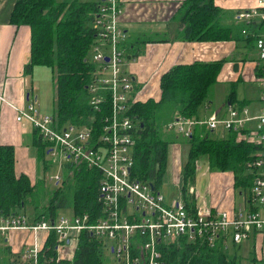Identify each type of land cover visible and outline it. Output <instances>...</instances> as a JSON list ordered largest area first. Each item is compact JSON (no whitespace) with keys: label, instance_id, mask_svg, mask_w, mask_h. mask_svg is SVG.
<instances>
[{"label":"built area","instance_id":"2783aa9c","mask_svg":"<svg viewBox=\"0 0 264 264\" xmlns=\"http://www.w3.org/2000/svg\"><path fill=\"white\" fill-rule=\"evenodd\" d=\"M120 12V0H100L90 23L94 36L88 61L92 69L85 90L94 112L102 114L107 110L100 119V132L96 134L91 125L61 127L54 112L41 115L33 102L22 108L10 106L15 122L28 124L48 144L45 156L54 157L57 153L66 160L61 167L85 166L101 173L97 198L101 214L93 224H88V215L58 214L53 220L35 224L19 214L0 216V246L11 249L16 264H37L50 232L58 244L56 260H70L78 235L87 231L102 241L112 264H163L158 248L179 239L195 247H218L226 253L229 247L238 249L257 236L264 237V0H256L254 7L236 17L238 23L255 28L249 33L254 58L245 63L250 64L246 80L259 84L258 103L262 107L258 112L251 114L244 105L227 103L221 113H213L207 120L177 116L164 124L165 132L183 139L191 135L193 128L204 127L212 133L220 132L219 137L231 133L235 140L259 147L249 165L253 171L251 185L246 193H238L241 205L231 211L206 204L186 208L181 197L166 203L158 188L131 176L137 123L130 110L139 99L126 70L135 58L125 46V34L118 23ZM261 25L259 29L257 26ZM241 71L244 80L246 74ZM4 102L0 96V103ZM54 179L59 182L58 177ZM21 232L28 234V241L13 252L6 237ZM71 244V256L63 255L60 250Z\"/></svg>","mask_w":264,"mask_h":264},{"label":"trees","instance_id":"16d2710c","mask_svg":"<svg viewBox=\"0 0 264 264\" xmlns=\"http://www.w3.org/2000/svg\"><path fill=\"white\" fill-rule=\"evenodd\" d=\"M212 1L185 0L181 4L178 20L183 23V39L233 41L252 48L249 33L255 28L241 23L233 28L221 25L222 12L213 6ZM99 4L100 0H13L8 17L10 25L29 29L25 74L29 75L33 67H45L52 73L57 124L61 127L66 124L91 125L96 134L100 132V119L107 111L106 105L102 106L105 108H102V114L94 112L88 105L85 86L92 69L88 61V50L94 36L90 23ZM257 27L262 29V25ZM222 64L223 61L175 65L159 77L157 100L133 103L130 114L137 128L130 174L134 179L147 182L155 189L161 185L168 143L160 135L161 126L177 116L196 118L199 108L208 106V91L216 82ZM235 87L234 83L227 85L224 104L232 103ZM167 109H170L167 112L171 116L161 124V111L163 114ZM212 134L204 127H195L188 138L180 137L189 146L187 162L181 172L182 184L185 185L186 179L193 182V164L201 161L209 169L230 173L233 190L246 193L253 179V171L249 170L250 161L259 147L239 142L231 133H225L222 137H213ZM33 137L38 163L45 172L50 166L45 158L48 144L34 131ZM172 137L179 138L170 133L168 138ZM63 166L65 171L60 179L64 178V183L71 176L70 180L74 181L72 187L65 184V192L63 188L55 189L44 204L43 182L37 178L30 184L25 175L15 173L12 147L0 145V216L19 214L25 216L27 222L35 224L53 220L59 210L71 209V204L73 214L88 215V224H93L101 214L97 204L101 173L85 166ZM181 194L185 207H194L191 196ZM28 206L31 207V215L28 214L27 218L24 214ZM57 245L55 234L50 232L38 255L37 264H104V245L91 232H80L70 260H56ZM158 249L163 264H238L236 257L227 255L221 248L195 247L183 239ZM2 254L7 255L5 260ZM0 264H16L7 246H0Z\"/></svg>","mask_w":264,"mask_h":264},{"label":"crops","instance_id":"0c3cea01","mask_svg":"<svg viewBox=\"0 0 264 264\" xmlns=\"http://www.w3.org/2000/svg\"><path fill=\"white\" fill-rule=\"evenodd\" d=\"M184 1L120 0L121 12L118 16V23L125 34V45L126 47L128 46V54L135 58L134 62L127 65L126 70L130 73L137 88L138 86L145 87L146 90L140 92L142 100L158 99L159 77L175 65L191 64L193 62L210 63L223 61L218 75L226 82L233 76L231 73L228 74V66L230 67L232 63L234 70L238 68L236 63L238 59L233 60L234 56H236L235 43L237 44L238 42H204L183 39V23L178 20V17L181 4ZM255 2L256 0H213L212 4L222 12L220 24L233 28L239 25L236 19L237 14L251 9L255 6ZM12 3L13 0L9 2L11 7ZM11 7L6 10V18L0 19V96L5 99L4 103H0V145L12 147L15 173L25 175L30 184H33L34 179L37 178L36 167L38 164V152L34 145L33 131L28 124L15 122V112L10 106L22 108L27 101L31 100L37 107V97L34 96L31 99V94L37 91V88L30 79L35 67L31 69L29 75L25 74L24 65L28 61L29 54V29L25 26L14 27L8 23ZM230 18L232 19L230 20ZM223 20L226 23L222 24ZM244 46L249 49V54L251 55L247 61H251L254 58V51L247 45L244 44ZM227 61L230 63H227ZM240 67L239 71L244 68L242 71L246 74L244 80L240 73L236 74L237 78L234 81H230L227 84L234 83L236 85L232 103L246 106L250 105L248 104L250 101L244 98H242L244 100H237L236 88L238 83L251 82L250 80H246L250 64H241ZM152 85L157 87V98H152L149 95V92L153 89L151 88ZM252 104L256 105L249 109H251L252 114L253 112L255 114L259 109L257 106V104L259 105L258 100ZM205 108L207 109L208 106ZM222 111L214 113H221ZM198 117L201 118L200 116ZM208 175L206 173L205 176L208 177ZM202 177L204 175L201 173L197 181ZM163 191L164 201L167 203L172 200L170 194L166 190V193ZM234 196L232 189L221 197L216 207L229 211L233 210V208L235 209L239 204H235ZM191 198L195 206L202 204L209 206L208 202L204 201L197 190H193ZM210 207L214 208V205L211 204ZM18 235L27 243L28 234L21 232V234L13 235V237H18ZM13 242L14 250H16L18 247L15 241ZM258 243L262 245L264 237L257 236L250 241V248L252 250L250 259L253 263L256 261V258L262 257L264 260V255L259 256L260 246H258ZM246 245L244 244L234 251L238 252L240 248L242 249ZM263 260L259 262L262 264ZM252 262L251 264H253Z\"/></svg>","mask_w":264,"mask_h":264},{"label":"rangeland","instance_id":"374dc122","mask_svg":"<svg viewBox=\"0 0 264 264\" xmlns=\"http://www.w3.org/2000/svg\"><path fill=\"white\" fill-rule=\"evenodd\" d=\"M11 1V0H10ZM9 0H0V19L3 18L5 19L6 16V10L11 7L9 4ZM232 18H230L231 20ZM226 23L225 20L222 21V24ZM235 53L236 56H234V59H238L237 63V70L233 69L232 63L231 66H228V74L231 73L233 76L230 80L227 82L219 77H217L216 82L213 84V86L209 89L208 95H207V103H208V108L204 109V107L199 108L198 110V116L201 118L207 120L210 115H213L214 112L216 111H222L224 107V98L226 95V88H227V83L230 81H234L237 76L236 74H239V70L241 69V64L245 63L249 57L251 56L249 54V49L244 46L243 43L238 42L237 44L235 43ZM239 55V56H237ZM227 63H230L227 61ZM222 74V73H221ZM31 81L33 82L34 86L37 88V91L34 94H31V99L36 96L37 97V107L36 109L39 111L41 115H52L54 112V83L52 80V73L48 68L45 67H35L33 68L32 75L30 77ZM136 86V85H135ZM141 86L137 88V98L139 100H142V95L140 92L145 91V87ZM258 83L254 82H245V83H238L237 88H236V97L237 100H248L250 101L246 105L248 110L251 113V108L252 106L256 104V100H258ZM147 88V87H146ZM151 88H153L150 92L149 95L152 98H157L158 96V91L157 87L152 85ZM150 89V87H148ZM29 93V90H28ZM134 95L136 94V90H134ZM244 98V99H242ZM252 100V101H251ZM32 102L31 100L27 101ZM26 103V104H27ZM258 108H261V104H257ZM170 109H167L166 112L161 115L162 118L160 119V123H164L167 121L166 119L170 118L171 115L168 114L167 111ZM257 113V112H256ZM255 113V114H256ZM252 114V113H251ZM254 114V112H253ZM220 132H214L212 134L213 137L219 136ZM161 137L168 142L167 147H166V154H165V168H164V173L161 178V185L158 186V189L162 193L165 192V190L170 194L172 197L171 199L174 200L180 195L186 194L188 196H191L193 194V190L196 191L200 194L201 197H203L204 201L208 202L209 206L214 205L216 207L218 205V202L220 201L221 197L225 195V193L229 192L230 190L233 189V181H232V176L230 173L226 172H217L215 170L209 169L206 163H200L201 161L196 162L193 164V169H194V180L192 183H190V179L185 180V185L182 184L183 180L181 177V172L183 167L185 166L187 162V154L189 151V146L188 144L180 138H168L170 137V133H167L164 131V125L161 126ZM178 136V135H177ZM45 158L48 159L50 166L46 169L45 172H42L41 166L39 163L37 164L36 167V172H37V178L40 179L43 184H44V196L45 200L43 201L44 204H46V199L50 197L52 192L57 189V188H63V192L66 191V185L72 187V180H70L71 176H68L66 182L63 183L64 178L60 179L61 174L65 171L61 167V163H65L66 160L59 154L55 153L54 157H49L48 155L45 156ZM171 163V165H170ZM203 174L204 177H202L199 181H197L198 176L200 174ZM209 174L208 177L205 175ZM55 177L59 178V183H55ZM177 177V178H176ZM36 178V179H37ZM34 179V181H36ZM66 179V178H65ZM54 180V181H53ZM33 181V183H34ZM56 184L57 187L55 186ZM60 186V187H59ZM183 186V187H182ZM70 187V188H71ZM183 188V190H182ZM234 192V202L236 205H241V196H237V191L233 190ZM237 194H236V193ZM166 193V192H165ZM174 198V199H173ZM172 200H170L167 203H170ZM71 203V202H70ZM71 209L67 208L65 210H59L58 213L60 216H66V217H77L78 215L73 214L72 211V205L70 204ZM29 211V213H28ZM28 214L31 215V207L28 206L26 208L25 214L26 217L28 218ZM81 216V215H80ZM15 234H21V233H14V234H8L6 239L10 243V247L14 250V242L16 243V246L19 248L20 244H23V238L21 236L19 237H13ZM27 234V233H26ZM260 246V255H264V243ZM64 248L60 250L58 249V253L60 254L59 250L63 252V255L65 256H71V251L73 248V244L63 246ZM17 248V249H18ZM11 250V249H10ZM19 250V249H18ZM17 250V251H18ZM238 250L234 247H229L226 250V254L231 256L232 253L238 260V264H251V259H250V253H252V250L250 248V243H247V245L244 248H240V251H234ZM14 252V251H13ZM242 252V253H241ZM11 253V251H10ZM241 253V255H240ZM58 254V255H59ZM3 260L7 258V255L2 254ZM60 256V255H59ZM103 257H104V264H112L111 262V257L108 251H103ZM261 258V259H260ZM256 258V261L253 264H261L259 261H262V257ZM264 261V260H263Z\"/></svg>","mask_w":264,"mask_h":264}]
</instances>
